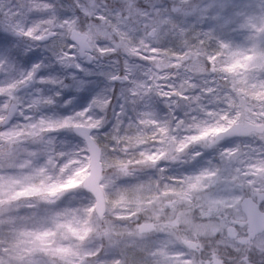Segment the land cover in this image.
Listing matches in <instances>:
<instances>
[{
  "label": "clouds",
  "instance_id": "clouds-1",
  "mask_svg": "<svg viewBox=\"0 0 264 264\" xmlns=\"http://www.w3.org/2000/svg\"><path fill=\"white\" fill-rule=\"evenodd\" d=\"M0 264H264V0H0Z\"/></svg>",
  "mask_w": 264,
  "mask_h": 264
}]
</instances>
